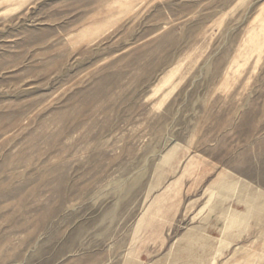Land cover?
<instances>
[{"label":"rangeland","instance_id":"374dc122","mask_svg":"<svg viewBox=\"0 0 264 264\" xmlns=\"http://www.w3.org/2000/svg\"><path fill=\"white\" fill-rule=\"evenodd\" d=\"M0 264H264V0H0Z\"/></svg>","mask_w":264,"mask_h":264}]
</instances>
